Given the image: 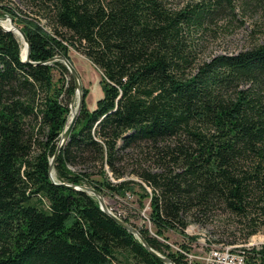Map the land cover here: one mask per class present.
Here are the masks:
<instances>
[{"label": "trees", "instance_id": "trees-1", "mask_svg": "<svg viewBox=\"0 0 264 264\" xmlns=\"http://www.w3.org/2000/svg\"><path fill=\"white\" fill-rule=\"evenodd\" d=\"M4 12L38 63L0 27V264H166L94 195L55 183L104 194L137 181L114 184L106 166L151 187L160 230L221 211L244 240L264 232V43L200 58L205 34L264 19V0H0ZM70 47L102 71L104 96L82 106L52 178L75 84L48 60Z\"/></svg>", "mask_w": 264, "mask_h": 264}, {"label": "rangeland", "instance_id": "rangeland-1", "mask_svg": "<svg viewBox=\"0 0 264 264\" xmlns=\"http://www.w3.org/2000/svg\"><path fill=\"white\" fill-rule=\"evenodd\" d=\"M174 1L182 3L185 0ZM7 14L9 13H0V16ZM244 18L246 20L243 25L239 24L237 26L238 21L235 24L229 23L228 29L218 30L214 37L208 33L205 34L202 41L200 58L207 59L217 54L235 53L254 42L264 43V19L261 20L260 16L249 17L248 15L244 16ZM225 23H227L226 20H219V25H224ZM17 25L20 27L19 24ZM14 34L22 49L21 39L16 33ZM69 56L70 58H66L75 69L79 78L80 90L83 95L82 106L86 105L88 109H93L97 100L104 96L102 71L87 57L72 47H70ZM78 95V90L75 88L69 99V108L73 101V107L76 109ZM70 116L71 110L65 128L71 120ZM71 169L74 170L75 168L71 167ZM105 170L110 181L114 184L123 179L140 181L132 173H127L123 178L115 179L108 166H106ZM54 176L55 171L52 168V177L54 178ZM137 181L125 185L118 193L106 192L103 194L98 191L103 195L106 206L113 214L129 222L139 231L140 229H147L149 235L163 244L166 252L172 251L182 256L186 264H205L209 249L211 248L210 246L222 243L232 246V249L237 252L245 254V264H261V256L258 251L264 246L263 231H259L247 240H244L241 231L238 230L241 225L236 223L233 216L231 217L229 214L221 211H218L206 223L194 221L190 217H187V225L182 231L176 228H162L160 230L153 224L151 218V187L145 183L142 184L144 187H141ZM81 185L92 187L86 183ZM95 198L97 199V197ZM161 253L164 254L163 252Z\"/></svg>", "mask_w": 264, "mask_h": 264}, {"label": "water", "instance_id": "water-1", "mask_svg": "<svg viewBox=\"0 0 264 264\" xmlns=\"http://www.w3.org/2000/svg\"><path fill=\"white\" fill-rule=\"evenodd\" d=\"M8 20L11 27L7 28L3 25V21ZM0 27L6 31H12L15 32L13 29L17 28L19 34H21V37L24 39L25 43H26V55L22 58L23 61H28L30 62L29 59V55H30V43L29 40L27 38V36L25 35V33L23 32V30L15 24L14 19L12 18V16L7 15L4 17H0ZM54 60H61L64 62V64L67 66L68 70L70 71V74L73 77L74 80V84H75V88L76 90H78V103L76 106V113L73 114V116L71 117V120L69 122V124L66 126V128L63 130V132L61 133L60 136V140L58 142L56 151L54 153V155L52 156L51 160H50V174L52 176V168H53V162L55 161L58 153L60 152V150L63 148L64 144L66 143L73 127L74 124L76 122L77 116L81 110L82 107V102H83V95L82 92L80 90V83H79V78L78 75L75 71V69L73 68V66L71 65V63L69 62V60L64 57L63 55H57L54 56L52 58H50L48 61H54ZM73 106V101L70 104V110L72 109ZM53 178V177H52ZM57 184H61L63 186L69 187V188H73V189H77V190H81L85 193L94 195L95 197H97L98 202H99V207L101 208L102 211H104L105 213L109 214L117 223H119L120 225H122L124 228H126L127 230H129L130 232H132L137 238L138 240L141 242V244L148 250L150 251L154 256H156L157 258H159L161 261H163L166 264H176L175 261H173V259H171L169 256L162 254L161 252L155 250L154 248H152L149 243L147 242L146 238L141 234V232L135 228L134 226H132L131 224H129L128 222H126L124 219H121L119 217H117L115 214H113L108 207L105 204L104 201V197L103 195L95 188L89 187V186H83V185H74L71 183H66V182H62V183H58L55 182Z\"/></svg>", "mask_w": 264, "mask_h": 264}, {"label": "built area", "instance_id": "built-area-1", "mask_svg": "<svg viewBox=\"0 0 264 264\" xmlns=\"http://www.w3.org/2000/svg\"><path fill=\"white\" fill-rule=\"evenodd\" d=\"M205 264H245V254L230 247L210 246Z\"/></svg>", "mask_w": 264, "mask_h": 264}, {"label": "bare ground", "instance_id": "bare-ground-1", "mask_svg": "<svg viewBox=\"0 0 264 264\" xmlns=\"http://www.w3.org/2000/svg\"><path fill=\"white\" fill-rule=\"evenodd\" d=\"M5 16H7V15H5ZM11 16V15H10ZM0 17H4V16H0ZM15 22V21H14ZM16 24V23H15ZM3 25L5 26V27H7V28H9V27H11V25H10V23H9V21L8 20H6V21H3ZM17 25V24H16ZM21 28V27H20ZM13 29H15L14 31V33H16L18 36H19V38L21 39V42H22V49H21V57L23 58L25 55H26V43H25V41H24V39L21 37V34H19V32H18V30H17V28H14L13 27ZM24 32V31H23ZM25 33V32H24ZM26 35V34H25ZM29 59H30V55H29ZM30 62L31 63H33V64H36V63H38V62H33V61H31L30 60ZM74 113H76V109L72 106V109H71V116H70V118L73 116V114ZM118 217V216H117ZM127 222V221H126ZM129 223V222H128ZM130 224V223H129ZM215 245H218V246H222V247H230V248H232V246H229V245H224V244H222V243H220V244H215Z\"/></svg>", "mask_w": 264, "mask_h": 264}]
</instances>
